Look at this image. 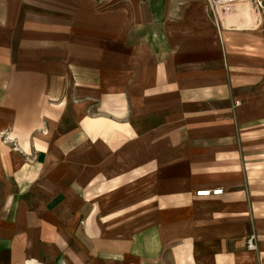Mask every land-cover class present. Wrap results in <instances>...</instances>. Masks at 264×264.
Returning a JSON list of instances; mask_svg holds the SVG:
<instances>
[{
    "label": "crops",
    "instance_id": "crops-1",
    "mask_svg": "<svg viewBox=\"0 0 264 264\" xmlns=\"http://www.w3.org/2000/svg\"><path fill=\"white\" fill-rule=\"evenodd\" d=\"M250 8L0 0V264H264Z\"/></svg>",
    "mask_w": 264,
    "mask_h": 264
},
{
    "label": "built area",
    "instance_id": "built-area-1",
    "mask_svg": "<svg viewBox=\"0 0 264 264\" xmlns=\"http://www.w3.org/2000/svg\"><path fill=\"white\" fill-rule=\"evenodd\" d=\"M246 0H205L206 2V9L210 18L213 20L215 24H220V12L222 9L231 7L235 4H240L245 2ZM222 194V189H215V190H201L196 192L197 197H209V196H219ZM246 249L250 252H256L257 245H256V237L254 235L249 236L246 240Z\"/></svg>",
    "mask_w": 264,
    "mask_h": 264
},
{
    "label": "rangeland",
    "instance_id": "rangeland-1",
    "mask_svg": "<svg viewBox=\"0 0 264 264\" xmlns=\"http://www.w3.org/2000/svg\"><path fill=\"white\" fill-rule=\"evenodd\" d=\"M256 2H260L261 6L264 8V0H255V1H254V0H246V1L243 2V3H240V5L247 6L248 12H250V9H251V8H250V4H251V3L254 4V3H256ZM238 5H239V3H238ZM1 138H2V137H1ZM0 142H2V139H0ZM249 175H250V181L255 180L256 177L258 176L256 171H250V172H249ZM252 215H253V214H252ZM252 235H254V236L256 237L257 250H256L255 254H258V252H259V250H260V247H259V241H260V238H261V239L264 238V232H263L262 234H260V236H258V233H257L255 227H254L253 224H252L251 227H250V233H249V235H248V238H249V236H252ZM248 238H247V239H248ZM247 239H246V240H247ZM263 241H264V240H263Z\"/></svg>",
    "mask_w": 264,
    "mask_h": 264
},
{
    "label": "bare ground",
    "instance_id": "bare-ground-1",
    "mask_svg": "<svg viewBox=\"0 0 264 264\" xmlns=\"http://www.w3.org/2000/svg\"><path fill=\"white\" fill-rule=\"evenodd\" d=\"M236 5H237V4H236ZM247 10H248V9H247ZM250 14H251V13H250ZM250 14H249V12H245V13H242V14H239V13H238L237 15L235 14L233 18H234V19H236V18H240V19L243 18V19H247V20H248V19H250ZM251 19H252V18H251ZM230 20H232V19L229 18L228 20H226V22L228 21V24H229V23L231 22ZM239 22H240V21H239ZM237 23H238V20H237ZM240 25H241V24H240ZM244 25H245V24H243V26H244ZM241 26H242V25H241ZM251 26H252V25H251ZM225 27H226V26H225ZM226 28H227V27H226ZM246 28H247V27H246Z\"/></svg>",
    "mask_w": 264,
    "mask_h": 264
}]
</instances>
